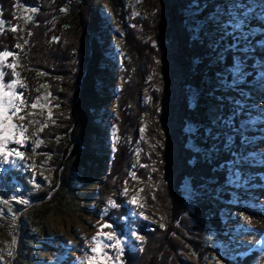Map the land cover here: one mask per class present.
<instances>
[{
  "label": "trees",
  "instance_id": "1",
  "mask_svg": "<svg viewBox=\"0 0 264 264\" xmlns=\"http://www.w3.org/2000/svg\"><path fill=\"white\" fill-rule=\"evenodd\" d=\"M91 2L0 0V18L9 26H18L16 32L5 30L0 33V50H11L16 54L7 62L16 63V68L22 70H15L21 83L26 85L20 88V93L29 104L36 103L39 107L50 102L54 107L52 115L44 113L39 124L32 123L29 115L23 120L28 135L33 133L35 125L38 127L36 144L39 142V147L35 144L32 157H25L16 165L0 164L3 169L0 198L9 201L7 206L0 205L4 212L0 223L14 232L17 240L20 238L15 264H34L33 243L38 241L39 230L55 212L56 204L66 200L67 193L74 186L77 169L81 166L90 168L92 161L101 168L107 159L106 146L102 142L101 97L96 88L102 78L105 80L110 75V70L101 67L99 37L103 22ZM17 3L36 7L39 11L31 13V19L23 20L20 11L23 7H13ZM122 3L117 0V6L123 7ZM143 4L142 9L148 13L136 16L132 11V26L125 27L123 41L129 59L125 62L126 81L119 98V144L106 189L117 191L119 182L127 176L130 159L127 138L137 140L140 119L143 116L150 118L153 123L148 125L146 133L149 145L155 146L158 154L152 152L148 144L144 146L153 162L143 154L136 178L139 180L137 184L143 185V198L162 212V218L157 225L137 223L138 233L145 243L142 248L127 249L122 261L123 264H191L180 254L186 248L180 225L187 226L184 215L189 210L183 184L189 180L197 199H203L197 212L200 231L221 230L223 216L208 217L213 207L208 202L211 195L204 188L219 189L220 193L215 196L228 200L226 193L231 177L227 161L239 157L238 150L223 152L219 148L220 154L212 152V144L205 137L215 120L212 117L218 80L216 71L227 72L231 81L232 74L228 70L234 66L232 49L236 39L229 34L210 47L203 37L202 41L191 37L192 18L213 29L216 25L214 15L220 8L227 9V0H144ZM158 31L162 34L160 43L154 46L146 41L149 34ZM21 40L28 41L23 51L16 47ZM91 46L93 55L90 61ZM221 53L224 55L222 61L218 59ZM153 68L161 81V88L151 87L150 100L142 106L139 94L147 70ZM15 73L11 79L6 75L5 81L16 80ZM45 87L48 89L46 95ZM193 91L199 94L196 102L191 100ZM78 99L77 123L74 125V108ZM34 110L27 108L25 111L31 113ZM233 114L235 111L229 107L222 109L220 125ZM188 125L198 128L199 137L186 133ZM191 137L205 151L190 148ZM224 144L225 140L221 146ZM62 169V185L54 197L22 210L27 204L50 196L61 182ZM20 212L23 228L19 234ZM125 226L119 225L121 228ZM187 241L200 251V241ZM249 260L252 262L253 258L248 257Z\"/></svg>",
  "mask_w": 264,
  "mask_h": 264
},
{
  "label": "rangeland",
  "instance_id": "2",
  "mask_svg": "<svg viewBox=\"0 0 264 264\" xmlns=\"http://www.w3.org/2000/svg\"><path fill=\"white\" fill-rule=\"evenodd\" d=\"M90 1L103 22L99 37L101 67L110 70V75L105 78L106 81L102 78L96 88L101 97L99 110L102 142L106 146L107 159L101 168L96 161H92L90 168L84 169L81 166L77 169L74 174V186L67 193L66 200L56 204L55 212L45 220L39 230L38 241L33 243L34 264H87L86 257L92 255L89 247L91 237L97 235V230L104 223L112 224L113 228H105L103 232L112 231L122 241L124 248L122 261L127 249L142 248L145 243L144 238L143 241L137 239V236H141L137 230V223L148 222L150 225H157L162 218V212L151 207L143 198L141 191L143 185H138L139 180L136 178V171L143 154L153 162V158L145 151L144 146L148 144L153 149L152 152L158 154L156 147L149 145L146 133L148 125L153 123L150 118L143 116L140 119L137 140L133 141L132 137L127 138L126 144L130 149L127 176L119 182L117 191L106 189V180L113 167L112 161L119 144V98L126 81L125 62L129 59L123 41L125 27L132 26L131 22L134 18L131 17L132 11L136 16L148 11L142 9L144 0H122L123 7L117 6V0ZM227 2V9L220 8L214 15L217 16L219 11L225 13L219 16L220 23L215 21L216 25L213 29L195 18H192L190 29L192 38L202 41L203 37L210 47L228 37L230 32L236 39L232 49L233 55L235 59L237 57L240 59L245 72L242 74L243 78L241 75H236L232 76L230 81L227 72L216 71L218 80L212 117L215 120L214 125L206 131L205 137L208 143L212 144V152L220 154L219 148L223 152L238 150L239 157L234 161H227L231 177L226 193L228 200H221L215 196L221 190L204 188L205 192L211 195L208 197V202L213 207L208 217L214 219L217 214H221L223 216L221 230L200 231L197 212L203 199H197V193L194 194L189 180L184 182L182 191L189 210L184 215L187 226L180 225L184 234L183 241L186 243V248L180 254L191 264H264V109H261L264 105V0H227ZM236 3L252 9L243 33L240 31L233 33L231 27L227 29L221 27V24L231 18L227 15L229 6ZM20 11L23 20H27L26 17L31 15V12L25 11L24 8ZM161 38L160 31L152 32L147 36L146 41L156 46ZM19 45V50L23 51L25 42L21 40ZM15 70L22 72L18 68ZM224 79H226L225 83L222 82ZM21 87L17 86L19 93ZM151 87L161 88V81L157 79L154 68L148 69L144 78V87L139 94V102L142 106L147 105L150 100ZM44 91L46 95L48 89L45 87ZM198 95L195 91L191 92V100L196 102ZM237 100L240 101L239 105L236 104ZM226 107L235 111V114L227 119L229 123L224 121L220 125L222 109ZM239 107L243 109L240 110ZM53 111L54 107L47 102L37 107L28 117L39 124L44 113L52 115ZM13 123L24 125L18 117L14 118ZM15 132L18 136L19 129ZM186 133L192 137L200 135L194 125H188ZM24 135L26 138L24 145L10 143L9 147L20 152L23 148L24 156L30 159L38 138L37 125L31 135H28L27 131ZM192 137L189 147L196 151H205V148L195 144ZM229 137H231L230 143ZM223 140L225 144L221 146ZM158 145H161V141H158ZM10 160H15V163L10 162L13 165L20 162L16 157H11ZM236 173H239L238 177ZM60 178L61 187L63 169ZM125 188H127L126 193ZM57 191L54 189L51 193L53 196L46 198L52 199ZM133 197H137L139 207L131 203ZM46 198L38 199L29 207L26 206L30 203L27 204L22 210H27L39 202H46L42 201ZM110 199L119 207H111L108 203ZM20 215L21 212L18 214L21 224L19 234L23 228ZM245 216L249 218L250 223L244 220ZM119 225L126 226L121 228ZM13 236H15L14 232L7 230L0 223V250H2L0 255L3 256L0 264H15L20 247V240L18 243L16 236L17 243L12 246L13 255L11 257L7 255ZM187 240L200 241L202 243L200 251L195 250ZM104 243L111 244L114 241L105 239ZM103 251H107L113 257L117 255V252L111 248L102 249L101 255ZM248 257L253 258V261H248ZM106 264H113V261H106ZM116 264L121 262L117 261Z\"/></svg>",
  "mask_w": 264,
  "mask_h": 264
},
{
  "label": "snow or ice",
  "instance_id": "3",
  "mask_svg": "<svg viewBox=\"0 0 264 264\" xmlns=\"http://www.w3.org/2000/svg\"><path fill=\"white\" fill-rule=\"evenodd\" d=\"M20 6L25 9V11L36 13L39 11L38 8L32 7L29 5H18L14 4L13 7ZM239 10V11H237ZM62 11H67V9H62ZM225 13L223 11H219L217 16H214L213 20H215L217 23H220L219 16H223ZM252 14L251 8H246L241 3H236L234 5H230L227 11V15H229L231 18L227 21H225L223 24H221V27L224 29H227L229 27L232 28L233 33L235 31H240L243 33V29L246 27L249 17ZM0 16H2V9H0ZM26 19H31V17H26ZM5 30H10L12 32H16L18 30V26L11 25L9 26L5 20L0 18V33H2ZM232 34V33H228ZM28 35H32V33L29 31ZM25 43H28L27 40H25ZM17 48L20 47L19 44L16 45ZM16 54L13 53L11 50H0V164L3 163H15V160H10L11 157H16L20 160H23L25 158L24 153L14 149L10 148V143H15L19 145L25 144V135L24 133L27 131V128L21 124L16 125L13 123V120L15 117H18L21 121L26 119L27 115H30L32 113L26 112L25 110L27 108L36 109L38 105L36 103L29 104L28 101L24 98L22 93H19L17 91V86L26 87V85H23L21 81L19 80V74L15 73V69L17 67L16 63H8V58L13 57ZM219 60L224 59L223 53L220 54L218 57ZM7 68L10 71L6 72L4 69ZM232 76L241 75V78H243L242 74L244 71V65L240 61V59L237 57L234 62V66L228 70ZM17 76V79L14 80L11 83H7L5 81V76L7 75L9 79H11L12 74ZM226 79H224L222 82L225 83ZM230 87V86H229ZM236 104L239 105L240 101H236ZM240 110H242V107H239ZM261 109H264V105L261 106ZM25 113L24 115H20V113ZM32 123H35L34 121ZM229 123V122H225ZM46 126V125H45ZM19 129V134L17 136L15 130ZM118 139V138H117ZM231 142V137H229V143ZM36 147H39V142L36 144ZM2 171V169H0ZM237 177L239 176V173H236ZM134 176V174H133ZM141 191H143L141 189ZM127 192V188H125V193ZM13 199H15L13 197ZM21 203L27 204L28 201H21ZM109 205L113 208L119 207V205L114 200L108 201ZM131 203L134 205H137L138 207L140 205L137 204V197H133L131 200ZM9 204V201L4 198H0V205L7 206ZM107 209L105 210V212ZM4 215V212L0 210V217ZM147 219V217H144ZM15 219V217H13ZM244 220L249 222V218L247 216L244 217ZM108 228L112 229L113 225L109 223L102 224L101 228L97 230V235L91 237V243L89 245L91 249L92 255H88L86 257L87 264H106V261H113V264H116L117 261H120L121 264L123 262L121 261V256L123 254L124 248L122 245V241L116 236V234L112 231L110 232H103V229ZM103 237V239H101ZM108 241H114V243L108 244L104 243V240ZM137 239L143 241L142 236H137ZM17 243L15 236H13L12 239V245L8 247V256H12V246H14ZM114 249L117 252V255L115 257L108 254L107 251H103L102 255V249ZM2 251V250H0ZM3 260V256L0 255V261Z\"/></svg>",
  "mask_w": 264,
  "mask_h": 264
},
{
  "label": "water",
  "instance_id": "4",
  "mask_svg": "<svg viewBox=\"0 0 264 264\" xmlns=\"http://www.w3.org/2000/svg\"><path fill=\"white\" fill-rule=\"evenodd\" d=\"M91 39H92V36H91ZM92 55H93V46H91V58H90V61H91V59H92ZM89 61V62H90ZM87 71H88V69H86V73H85V76H84V78L86 77V75H87ZM82 83H83V81H82ZM82 83H81V85H80V88H81V86H82ZM78 102H79V99L77 100V102H76V104H75V108H74V125H76V123H77V118H76V106H77V104H78ZM71 139L74 141L75 139L73 138V136H71ZM70 154H71V152H70ZM59 187H60V185H59ZM59 187L57 188V189H55L56 191L59 189ZM53 196V194H51L50 195V198ZM49 200V198H46V199H42V201H48ZM35 202H37V200L36 201H34V202H32V203H30L28 206H26V207H29V206H31L32 204H34ZM19 240H20V238L18 237V243H19Z\"/></svg>",
  "mask_w": 264,
  "mask_h": 264
}]
</instances>
